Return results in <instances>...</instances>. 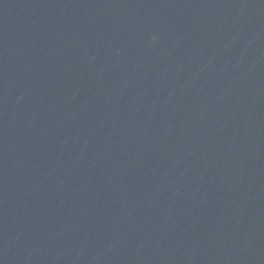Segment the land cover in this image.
I'll return each instance as SVG.
<instances>
[{"label":"water","instance_id":"1","mask_svg":"<svg viewBox=\"0 0 264 264\" xmlns=\"http://www.w3.org/2000/svg\"><path fill=\"white\" fill-rule=\"evenodd\" d=\"M0 264H264V0H0Z\"/></svg>","mask_w":264,"mask_h":264}]
</instances>
